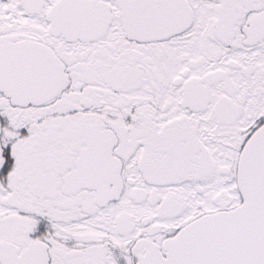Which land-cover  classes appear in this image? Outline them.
Masks as SVG:
<instances>
[{
    "label": "snow or ice",
    "instance_id": "snow-or-ice-1",
    "mask_svg": "<svg viewBox=\"0 0 264 264\" xmlns=\"http://www.w3.org/2000/svg\"><path fill=\"white\" fill-rule=\"evenodd\" d=\"M0 264H264V0H0Z\"/></svg>",
    "mask_w": 264,
    "mask_h": 264
}]
</instances>
